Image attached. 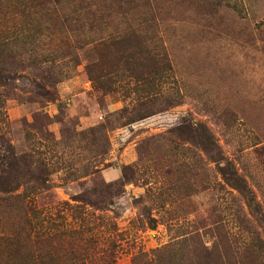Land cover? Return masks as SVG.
I'll list each match as a JSON object with an SVG mask.
<instances>
[{
  "label": "rangeland",
  "instance_id": "rangeland-1",
  "mask_svg": "<svg viewBox=\"0 0 264 264\" xmlns=\"http://www.w3.org/2000/svg\"><path fill=\"white\" fill-rule=\"evenodd\" d=\"M0 188V264H264V0H0Z\"/></svg>",
  "mask_w": 264,
  "mask_h": 264
},
{
  "label": "trees",
  "instance_id": "trees-1",
  "mask_svg": "<svg viewBox=\"0 0 264 264\" xmlns=\"http://www.w3.org/2000/svg\"><path fill=\"white\" fill-rule=\"evenodd\" d=\"M43 171L41 172V174H43L44 176H49V174H47V170L45 168H42ZM41 180V179H40ZM47 182V180H44ZM43 182V181H42ZM43 185V184H42ZM2 187V186H1ZM243 189V187L239 188V190ZM0 193L2 194H9V193H12V191L10 190H7L6 188H0ZM24 211H25V216L27 215L28 217V212L27 210L25 209V206H24ZM26 226L28 227V230H29V233L26 234V241L28 242L29 240H31L30 238V233L32 231V224H31V220H30V215L28 217V220H27V223H26ZM56 237V234H52V232H49L47 234V236L45 237V241H50L52 238H55ZM10 238H6V237H2L0 236V245H4L6 244L8 241H9ZM90 243V242H89ZM112 246V244H111ZM2 250V248L0 247V251ZM32 253H27L24 255V257L20 258L19 260L15 261L14 258L13 260H10L12 258H6L8 261H6L5 264H36V262H39L40 260V254L37 253V251H31ZM70 255L72 256V259L75 261L76 260H79V259H86V260H91V255L88 257L89 255V252H83V254H77L76 252L73 253V251L70 253ZM112 252L109 251L107 254H106V258L107 260L104 261L103 264H111L113 261H112ZM83 264V263H82Z\"/></svg>",
  "mask_w": 264,
  "mask_h": 264
}]
</instances>
